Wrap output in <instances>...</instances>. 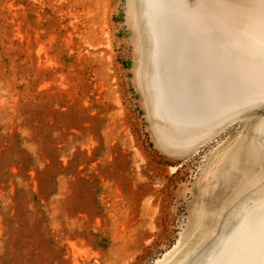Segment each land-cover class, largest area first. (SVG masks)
Masks as SVG:
<instances>
[{
	"label": "rangeland",
	"instance_id": "obj_1",
	"mask_svg": "<svg viewBox=\"0 0 264 264\" xmlns=\"http://www.w3.org/2000/svg\"><path fill=\"white\" fill-rule=\"evenodd\" d=\"M263 40L264 0H0V264H261Z\"/></svg>",
	"mask_w": 264,
	"mask_h": 264
},
{
	"label": "bare ground",
	"instance_id": "obj_2",
	"mask_svg": "<svg viewBox=\"0 0 264 264\" xmlns=\"http://www.w3.org/2000/svg\"><path fill=\"white\" fill-rule=\"evenodd\" d=\"M153 2H154V1H153ZM154 3H155V2H154ZM156 3H157V2H156ZM156 3H155V4H156ZM159 4H160V3H159ZM159 4H158V5H159ZM158 5H157V9H158ZM165 6H166V5H165ZM165 6L162 5V7H165ZM159 8H160V6H159ZM163 9H164V8H163ZM159 10H160V9H159ZM159 10H158V11H159ZM166 10H168V6H167V9H166ZM169 10L172 11V9H169ZM159 12H160V11H159ZM169 12H170V11H169ZM180 12H181V10H180ZM180 12L178 11V14H179ZM182 12H183V11H182ZM160 13H161V12H160ZM163 13H166V12L163 11ZM172 13H173V12L170 13L171 16L173 15ZM157 14H159V13L157 12ZM161 14H162V13H161ZM167 14H168V12H167ZM176 14H177V12H176ZM182 14H183V13H182ZM170 15H169V16H170ZM179 15H180V14H179ZM174 16H175V15H174ZM174 16H173V17H174ZM176 17H177V15H176ZM170 18H171V17H170ZM170 20H171V19H170ZM170 20H169V21H170ZM172 21H173V20H172ZM170 22H171V21H170ZM182 22H183V21H182ZM185 23H186V22H185ZM154 24H155V23H154ZM164 24H165L164 27L166 28V31L169 32V31H170V27H169V24H170V23L167 24V23L165 22ZM172 24H175V23H172ZM176 24H177V23H176ZM176 24L173 25V26H177ZM170 25H171V24H170ZM181 26H182V25H181ZM181 26H180V27H181ZM183 27H184V25H183ZM162 28H163V27H162ZM178 28H179V27H178ZM184 29H185V28H184ZM179 30H180V29H179ZM182 31H184V30H182ZM260 31H261V30H260ZM184 32H185V31H184ZM188 32H189V31H188ZM170 33H171V31H170ZM170 33H169V34H170ZM186 33H187V32H186ZM174 34H175V33H174ZM178 35H179V33H178ZM197 35H198V37L200 36V34H197ZM188 36H189V35H186V34H184V33L182 32V35H179V38H183L184 40H186V39L189 40L190 38H189ZM258 36H259V35H258ZM258 36H257V37L255 36V37L258 38ZM177 37H178V36L175 37V36H173L172 34H170V37H169V38H170V39H169V42H170V43L167 42L168 44H166V41H164V40L157 39V40L155 41V42H156V49H155V50H156L157 53H158L157 55H159V54L161 53V51H162L160 45H163V46H164L163 48L166 49V50H168V53H169V54H172V55H180L181 53H183V51H185V48L183 47V49H182L183 51H182V50L180 51L181 48H180V49H179V48L177 49V43L179 44V42H183L184 40H183V39H180V40H181V41H180V40H178ZM187 37H188V38H187ZM175 38H177V39H175ZM194 38H195V37H194ZM251 38H252V37H251ZM259 39H260V38H259ZM259 39H258V40H259ZM176 40H177V41H176ZM190 40H191V41H190V42H191L190 44H192V45L194 46V43L192 42V41H193L192 38H191ZM245 40H246V39H245ZM256 40H257V39H256ZM263 41H264V40H263ZM186 42H187V41H186ZM195 44H196V43H195ZM213 49H214V47H213ZM193 50H194V49H193ZM190 51H191V50H190ZM194 51H195V50H194ZM212 51H214V50H212ZM217 51H219V50H217ZM180 52H181V53H180ZM185 52H186V51H185ZM185 52H184V53H185ZM250 52H251V51H250ZM213 53H214V52H213ZM185 54L187 55V53H185ZM185 54H184V55H185ZM207 54H208V53H207ZM211 54H212V53H211ZM255 54H257V53H254L253 55H255ZM167 55H168V54H167ZM157 57H159V56H157ZM157 57H155V61L157 60ZM188 57H189V56H188ZM208 57H209V56H208ZM172 58H173V57H172ZM189 58H190V57H189ZM158 59H159V58H158ZM177 59H178V58H177ZM179 59H180V58H179ZM183 59H184V57H183ZM187 60H188V59H187ZM235 61H236V60H235ZM250 61H251V60H250ZM156 62H157V61H156ZM158 62H159V61H158ZM169 63H170V62H169ZM225 63H226V62H225ZM172 64H174V63L172 62ZM156 65H157V63H156ZM225 65H227V64H225ZM170 68H171V67H170ZM171 69H174V68H171ZM159 71H161V70H159ZM175 71H176V70H175ZM159 73H161V72H159ZM256 73H257V72H256ZM214 77H215V76H214ZM159 89H160V88H159ZM234 89H235V88H234ZM250 93H251V91H250ZM251 94H252V93H251ZM230 95H231V94H230ZM252 95H253V94H252ZM257 228H258V227H257ZM259 228H260V227H259ZM246 229H247V228H246ZM260 230H262V229H260ZM237 232H238V231H237ZM252 234H253V233H252ZM232 235H233V234H232ZM260 235H264L263 230H262V232H261ZM262 237L264 238V236H262ZM247 238H248V237H247ZM244 239H245V238H244ZM251 239H253V237H252ZM260 239H261V238H260ZM232 240H233V239H232ZM232 240H231V238H230L231 243H232ZM228 241H229V240H228ZM250 242H252V241H250ZM262 242H263V241H262ZM236 243H237V242H236ZM256 243H259V242L256 241ZM260 243H261V242H260ZM260 243H259V244H260ZM263 243H264V242H263ZM233 244H234V242H233ZM251 244H252V243H251ZM236 245H237V244H236ZM236 245H235V246H236ZM255 245H256V244H255ZM235 246H234V247H235ZM239 246H240V245H239ZM252 246H253V245H252ZM258 246H259V245H258ZM238 248H239V247H238ZM238 248H237V249H238ZM262 248L264 249V246H263ZM256 249H257V247H256V248H253V252H251L250 254H248V256H250V257H252V256H254V255L256 256V253H258V252H257L258 250H256ZM239 250H240L239 252L242 253V248L239 249ZM262 251H263V250H262ZM245 252H246V251H245ZM251 254H252V256H251ZM258 254H260V253H258ZM227 255H228V254H227ZM260 255H261V254H260ZM260 255H259V256H260ZM232 256H234V254H233ZM232 256H231V257H232ZM237 256H239V255L237 254ZM212 261H213V260H212ZM260 261H261V262H260L261 264H264V252H263V255L261 256ZM250 263H251V262H250ZM228 264H231V263H228ZM244 264H248V262H244Z\"/></svg>",
	"mask_w": 264,
	"mask_h": 264
}]
</instances>
